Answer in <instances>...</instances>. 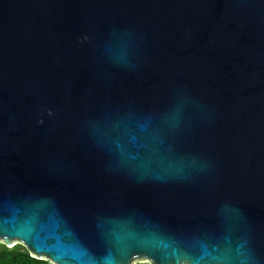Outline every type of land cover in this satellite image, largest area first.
I'll return each instance as SVG.
<instances>
[{
  "label": "water",
  "instance_id": "1",
  "mask_svg": "<svg viewBox=\"0 0 264 264\" xmlns=\"http://www.w3.org/2000/svg\"><path fill=\"white\" fill-rule=\"evenodd\" d=\"M0 243L264 264V0H0Z\"/></svg>",
  "mask_w": 264,
  "mask_h": 264
},
{
  "label": "trees",
  "instance_id": "2",
  "mask_svg": "<svg viewBox=\"0 0 264 264\" xmlns=\"http://www.w3.org/2000/svg\"><path fill=\"white\" fill-rule=\"evenodd\" d=\"M0 264H52L50 261L31 256L22 244L12 247L0 243Z\"/></svg>",
  "mask_w": 264,
  "mask_h": 264
},
{
  "label": "snow or ice",
  "instance_id": "3",
  "mask_svg": "<svg viewBox=\"0 0 264 264\" xmlns=\"http://www.w3.org/2000/svg\"><path fill=\"white\" fill-rule=\"evenodd\" d=\"M38 250V249H37ZM38 251H40V250H38Z\"/></svg>",
  "mask_w": 264,
  "mask_h": 264
},
{
  "label": "rangeland",
  "instance_id": "4",
  "mask_svg": "<svg viewBox=\"0 0 264 264\" xmlns=\"http://www.w3.org/2000/svg\"><path fill=\"white\" fill-rule=\"evenodd\" d=\"M141 264H143V263H141Z\"/></svg>",
  "mask_w": 264,
  "mask_h": 264
}]
</instances>
